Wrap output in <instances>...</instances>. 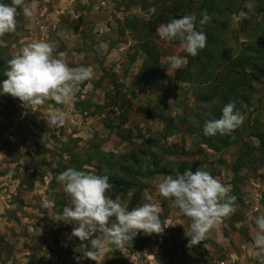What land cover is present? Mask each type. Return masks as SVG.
Segmentation results:
<instances>
[{
    "label": "rangeland",
    "instance_id": "374dc122",
    "mask_svg": "<svg viewBox=\"0 0 264 264\" xmlns=\"http://www.w3.org/2000/svg\"><path fill=\"white\" fill-rule=\"evenodd\" d=\"M192 1L188 4L192 9L184 10V15L196 16L200 0ZM261 1L255 0V14H248L246 0L228 11L222 39L231 46L234 57L264 27ZM0 3L10 4L11 0ZM25 3L34 11V27H26L30 21L18 9L17 31L0 37V83L7 79V60L27 43L39 40L51 43L54 54L65 53L69 66L91 67L93 77L79 88L73 104L45 103L43 108L50 112L62 108L67 113L65 124L49 132L47 119L32 130L26 122L34 121V112L18 98L0 95V173L21 171V175L18 171L13 175H20L22 190L10 193L7 201L16 200L22 215L27 213L29 218L22 220L17 232L30 251L24 252L21 264H96L83 256L90 242L71 236L74 225L56 221L57 213L70 205V197L57 180L67 168L107 176L113 186L108 194L113 199L119 198L129 210L156 203L161 220L173 225L159 235L138 233L133 246H110L100 264H217L222 259L225 264H259L254 255L257 228L252 217L264 214V153L258 149L256 137L264 132V78L254 82L250 105L242 113V141L218 152L202 142V119L210 112L209 105L197 98L201 82L181 80L180 72L186 66L171 70L164 62V57L173 54L188 61L178 41H164L157 34L160 24L175 19L176 0ZM147 39L148 51L143 48ZM215 53L222 57L218 46ZM216 67L215 73L223 71L224 66ZM123 113L127 114L125 120ZM209 117L215 119L212 113ZM244 143L252 155L240 172L243 178L235 184L232 165ZM182 163L193 172L203 167L223 184H230V194L236 197L235 213L191 248L186 246L189 237L185 236L191 222L170 206L157 187L166 175L181 172L178 165ZM35 183L38 190L32 191ZM43 199L54 201V206L44 207L39 202ZM6 209L3 216L10 213ZM32 217L40 220L34 227L28 222ZM236 252L244 260L233 262Z\"/></svg>",
    "mask_w": 264,
    "mask_h": 264
},
{
    "label": "clouds",
    "instance_id": "9594fccd",
    "mask_svg": "<svg viewBox=\"0 0 264 264\" xmlns=\"http://www.w3.org/2000/svg\"><path fill=\"white\" fill-rule=\"evenodd\" d=\"M245 8L248 14H255V0H246ZM18 9H22L23 16L30 21L26 27H34L31 23L34 11L25 0L0 3V37L17 31V17L21 14ZM201 16L199 29L195 14H191L160 24L157 34L161 40L178 41L184 52L195 57L206 47L207 36L203 27L211 20L207 10ZM54 53V46L44 40L23 46L7 60L4 73L7 79L0 83V95L18 98L32 112L39 111L48 101L62 106L71 104L80 86L92 79L93 69L83 65L69 66L65 53ZM164 62L171 70H180L187 63L179 54L164 57ZM45 118L49 128L59 129L65 124L67 113L56 108ZM244 119V115L236 110V102L229 101L223 107L221 117L206 121L203 131L206 136L230 135ZM57 180L70 197V205L57 213L56 221L74 225L71 236L90 242V248L83 256L96 264H100V257L110 246L121 249L132 243L140 232L159 235L165 228L173 226L161 220V209L156 203H143L129 210L119 198L113 199L108 194L113 186L107 176L67 168ZM157 187L170 206L191 221L185 231L189 248L199 245L218 224L236 211V197L230 194L232 186L223 184L203 167L195 172L186 169L183 173L166 175ZM53 206L54 201H44V207ZM252 219L257 228L253 236L254 255L259 264H264V214Z\"/></svg>",
    "mask_w": 264,
    "mask_h": 264
},
{
    "label": "trees",
    "instance_id": "16d2710c",
    "mask_svg": "<svg viewBox=\"0 0 264 264\" xmlns=\"http://www.w3.org/2000/svg\"><path fill=\"white\" fill-rule=\"evenodd\" d=\"M183 1L184 0H176V12L173 14L174 18L182 17L184 15V10L187 8V11L192 9H190L188 5L193 2L192 0L185 1L184 7L182 8L181 4ZM239 1L240 0H222L221 3L217 0L199 1L198 6H195L197 8V28L199 29L200 27L199 20L202 19L201 13L204 10H207L208 15L211 17V20L203 27V31L207 36V44L204 49L199 51L197 56H187V65L180 72V79L185 82H201L197 92V98L209 105V112L210 114L212 113L215 119L221 117L222 109L229 101H235L236 110L244 113L250 105L255 90L254 82L264 78V27L261 28L257 39L254 38L252 43L247 44L240 51L239 55L235 57L233 56L231 46L226 44L225 40L222 39L229 18L228 11H232ZM224 2L226 4H223ZM261 2L262 9L264 10V0ZM178 12L181 13L179 14ZM144 43L143 48L148 51L150 40L147 39ZM216 46H218V50L223 58L215 53ZM216 66H224L222 67L223 71L215 73ZM192 78H194L195 81ZM86 83L87 81L81 86H85ZM212 102H214V104ZM210 114L206 113V115L203 116V122L212 120L209 117ZM122 115L125 116L123 118L125 120L127 114L123 113ZM242 132L243 129H240V127L230 135L216 134L215 136H206L203 132L202 142L211 149L223 152L232 144L242 141ZM233 134H235V137ZM256 137L260 141L258 149L261 150L260 152L262 154V152L264 153V132L256 133ZM249 152L250 149L247 145L243 146V150L232 165L234 174L233 181L235 184L238 183V180L243 178L240 172L245 168L247 158H250L252 155ZM155 164L157 163L155 162ZM184 164L186 163L178 165V169L181 170V173L187 169ZM142 176L143 175H140V177ZM129 184H131V182ZM122 185L125 186L124 183H122ZM235 187L236 186H234V188ZM135 241L136 239H133L132 243L129 242V246H133V244L136 243Z\"/></svg>",
    "mask_w": 264,
    "mask_h": 264
},
{
    "label": "crops",
    "instance_id": "0c3cea01",
    "mask_svg": "<svg viewBox=\"0 0 264 264\" xmlns=\"http://www.w3.org/2000/svg\"><path fill=\"white\" fill-rule=\"evenodd\" d=\"M81 87L82 86H80V88ZM73 103L74 101L71 104ZM65 106H69V105H65ZM44 113H47L48 115L50 113V108L44 109L42 106L39 111L34 112V121L33 122L31 120L27 121L26 122L27 126H31L32 130L33 128L34 130L39 129V122H41V120L46 119L45 117H43V115H45ZM46 127H47V131L49 132L50 128L48 126V123ZM12 136L14 137V135ZM17 171L21 175V171H19L18 169L15 171L9 172L8 174L5 172L3 174V171L2 173H0V224H1L0 244H2V246L0 245V264H21V257H23L22 255L24 254V252L26 251L30 253L29 249L26 248V246L21 242L22 240L21 235H17L20 225H22L21 223L24 220L25 222H27L26 219H29L27 218V215H26L27 213L22 215L21 210L15 204L16 200L14 201V203L7 201V197L9 196L10 193H13L16 191L18 193L19 191L22 190L20 175L19 176L13 175ZM37 184L38 183L34 184V188L32 187V191L38 190ZM33 201L34 200H31L30 202H33ZM39 202L42 203V205H44V199L39 200ZM20 205H22V203H20ZM5 206L7 208L6 210L10 212L8 216L2 215L3 209H5ZM39 221L40 220H38L37 222ZM28 222L33 223L32 227H34V224H37V222L34 220V217H32V219ZM6 247L12 251H6L5 250ZM239 253L240 252H236L232 255L233 258H235L233 259V262H236V260H239L240 258H242V257H239ZM242 259L244 260V258ZM221 262H224L223 264H225L226 260L222 259L221 261H217V264H221ZM250 264H253V262H250Z\"/></svg>",
    "mask_w": 264,
    "mask_h": 264
},
{
    "label": "built area",
    "instance_id": "2783aa9c",
    "mask_svg": "<svg viewBox=\"0 0 264 264\" xmlns=\"http://www.w3.org/2000/svg\"><path fill=\"white\" fill-rule=\"evenodd\" d=\"M224 262H221V264H223Z\"/></svg>",
    "mask_w": 264,
    "mask_h": 264
}]
</instances>
